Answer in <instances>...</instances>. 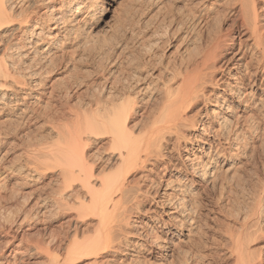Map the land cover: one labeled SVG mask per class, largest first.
Segmentation results:
<instances>
[{"label":"bare ground","instance_id":"bare-ground-1","mask_svg":"<svg viewBox=\"0 0 264 264\" xmlns=\"http://www.w3.org/2000/svg\"><path fill=\"white\" fill-rule=\"evenodd\" d=\"M54 1L0 0V118L3 115H11L13 112L15 114V111L21 115L25 113L27 118L32 115L30 113L29 116L27 111L31 101H26L31 95L29 90L36 84L29 85L24 81L25 77L34 76V73L30 74L28 72L29 74L23 75L22 72L24 73L26 70L25 65V67H22L24 71L20 72L22 70H20V67L24 65L23 63L35 59L34 57L40 56L41 58L42 55H46L50 42L54 40L51 38L57 37L61 29L68 28L79 22L77 19L80 14L84 13L83 19L95 23L103 20L105 13L103 0L98 5L95 0H62V2L59 0L61 3L58 6L53 5ZM184 2L187 3L186 8L184 10L181 9L178 14L175 12L177 14V16L175 15L176 18L173 16L174 18L171 19L176 28L174 29L172 25L173 34L175 35L178 32V37H176L178 38V44H176L177 47H174L176 49L174 51H177L174 54V58L176 57L175 55L177 57L174 61H172L174 58H168L172 62L167 60L168 64H163L164 72L159 71L163 73L156 79L158 82H156L154 87L149 89L154 80H150L138 88V90L142 91H140L141 93L137 92L138 90L135 91L133 86H124L120 89H114V91L110 90L106 94L104 92L99 94L93 103L81 109H78V107L77 111L67 110L66 113L63 111L59 115L49 116L54 136L49 142L46 151L40 155L37 154L36 158L34 157L35 160L37 158L39 160V157H42V161L40 159V162H32L34 164L29 168L33 167L35 171L46 170L49 173L51 195L46 206L47 210L67 212L64 209L68 208L70 203L71 207L69 209L72 208L71 210L75 214L72 216L73 218L69 217L71 220L68 218L72 228L71 232L69 231L70 227L66 229L69 234L64 230L65 234H67L63 237L61 233L62 238L51 236L47 242L41 243L43 247L40 246V243L28 244L29 250L34 251L31 252L32 254L38 251L40 255L46 257L45 264H76L79 261H82V264H123L116 256L120 253L122 254L124 250H130L136 255L145 247V243L148 244L149 242L154 245V248L161 249L163 246L157 239L152 241L145 238L137 241L129 239L130 236L134 235L131 229L135 226L134 222L136 219L132 217L137 215L135 213H140L142 211L141 207L147 202L152 201V204L168 207L172 211L170 213H176L187 224H193L196 219L194 216L196 215L187 216L191 204L188 206L184 196L181 198H177V196L160 198V191L157 188L172 189V183L176 181L179 185L180 179L185 176H190L188 180L190 184H194L199 188L207 185L208 181L206 180L208 177L212 178H210V181L215 178L216 183L217 176L209 165L203 164L202 167L196 168L193 166L194 164H185V166L179 168L178 175L173 177V180H168V178L157 180L154 183L153 192H149L146 188L145 190L141 189L139 184L141 176H135L134 174L135 171L140 170L141 172L151 160L153 161L151 162L153 168H156L157 163L163 168H168L171 161L165 157L164 149L167 144L171 145L173 150H177L181 147V142L188 137L192 141L198 140L202 144H196V142L194 144L195 150L202 151L204 154L213 151V155H217L220 158L223 157L224 159L230 156V159H232V155L233 157L234 155H244L247 158L253 157L256 148H252L248 152L249 143L247 140L257 139L260 144L263 142L259 138L264 137V127L262 126L261 128V124L257 125V122L255 123V117L257 116L251 115V106H253L254 110L256 105H258L253 99L254 96H251L252 93L249 95L250 92H246V90H240L239 81V83L235 82L232 84L229 81H225L222 75H229V79L234 77L231 76L234 73H230L233 70H235V73L238 72L239 62L236 61L242 60L243 55L250 51L256 55L253 57L254 55L252 56L250 52V58L256 60L255 66H252L264 74V0H185ZM38 3H45L43 12L37 10L36 5ZM152 5L154 4L151 3V8ZM158 5L155 6L157 9L155 7L153 9L161 10V6ZM154 10L151 14H154ZM164 10L168 9L165 8ZM142 12L144 13V11ZM161 12L160 14L155 12V14L158 16L161 15ZM167 12L169 13V11ZM167 12H163L160 24L163 23L165 25L164 23L168 22L172 17L170 15L169 18ZM150 16L153 18L152 15ZM228 17H232L231 19L229 18L230 23H228ZM166 18L169 20L167 19L168 21H166ZM152 22L154 21L152 20ZM156 24H154L155 27ZM51 25H53L50 28L54 30L53 34H45V30ZM163 25H161V29H163ZM166 27L165 25L164 28ZM161 29L156 31L160 35ZM163 31L165 30L163 29ZM166 31L165 33H167ZM241 32L244 39L238 42L241 38H239ZM14 34L20 36L18 40L15 41L14 39V43H10L9 41L10 39L13 40ZM236 34H239L237 42H235ZM160 35L159 38L161 39ZM154 45L157 47V44ZM228 53L232 55L224 61ZM135 59L134 62L136 63ZM254 59H248V61L255 62ZM32 61L34 62V60ZM153 64L155 65L156 63ZM229 64L230 66L233 64V66L230 67ZM249 64L246 63L247 66ZM136 68L138 69V67ZM252 73L256 74L255 70ZM36 76L35 78H37ZM251 76L249 80H252ZM238 79L242 80L239 76ZM255 79L253 80L255 81ZM263 80L264 76L262 77ZM25 87L26 90L20 93V90ZM219 89L220 91H225L228 97L222 96L220 98L216 94ZM263 101L264 99L262 103ZM263 104L260 105L264 106ZM210 106L215 107L218 112L214 108L210 112L208 110ZM257 108L261 110L260 106L256 107L255 110H258ZM194 109L199 111L195 114H190ZM203 111L205 113L209 111L210 117L212 115V118L220 119L218 132L217 129H214L216 133L209 129V125L203 126L200 120L196 119V114L202 115ZM257 112L259 113V110ZM46 113L45 115L49 114ZM261 117L264 123L263 113ZM1 124L0 128L3 126V122ZM189 129L197 130V133L186 135ZM226 129L228 130V135L224 132ZM221 138L225 140L221 141ZM251 142L253 143V141ZM205 145L209 148L207 152L205 151L206 149L204 151L201 150ZM239 148L241 150L237 151ZM247 158L245 159L244 157L241 160L236 158L243 165V170L239 169L238 174L228 176L230 180L233 179L234 187L229 184L230 182L228 184L226 183L227 181L225 182V186L228 185L227 191L225 190L228 195L237 188L240 190L242 198V201L238 202L240 203L238 208L240 216L239 219L237 218L239 230L235 236L236 239L230 240L231 244L229 245L231 247H229V250L223 248L227 249L228 252H224V250L223 252L213 253L210 248H208L209 252H207L202 241L193 239L191 245L189 244V251L185 252L183 250V254L181 251V256L177 260L179 264H223L224 259L226 261L231 259L233 264H264V175H259L258 172L261 171L257 168L255 169V171H258L256 172L257 174L254 177L253 174L252 179L248 180L245 177L246 170L244 169ZM237 164L236 166H238ZM217 167L219 169V166ZM220 174L221 172L219 177L221 176ZM218 178L217 180L220 179ZM148 209L144 211L146 212ZM69 222H66V225L70 226ZM21 223L22 221H20ZM70 233L74 236H78V233H80L82 238H73V235L70 237ZM13 236L15 237V235ZM7 241L11 246L5 247L6 254L0 256V264L8 263V257L14 259L13 257H16L19 254L18 251H20V249L18 250L21 247L19 242L15 243L14 239ZM163 251L152 250L153 253L155 252L156 255L160 256L164 253Z\"/></svg>","mask_w":264,"mask_h":264},{"label":"rangeland","instance_id":"rangeland-1","mask_svg":"<svg viewBox=\"0 0 264 264\" xmlns=\"http://www.w3.org/2000/svg\"><path fill=\"white\" fill-rule=\"evenodd\" d=\"M60 1L62 2V0ZM60 1L55 0L53 5L58 6V4L61 3ZM95 1L96 4L98 5L101 0H95ZM103 1H104L103 6L105 13L102 21L95 23L93 21L85 20L83 19L84 13L80 14L77 19V21L79 22H76L75 25L68 27L69 29L67 27H65V29L64 28L61 29L57 37L55 36L51 38L54 40H52L53 42H50L52 45L51 44L49 45V49L47 53L48 55L44 54L42 55L41 58L40 56L34 57L35 59H32L34 60V62L32 60H30L29 62L26 61L25 63H23L24 65L20 67V70L22 69L20 72L24 71V68L22 67L23 66L25 67V65H26L25 69L28 70V71L25 70L24 73L22 72L23 75L25 74L27 75L29 73L31 74L32 72L34 73V76L32 75L33 78H31L32 76L30 75L28 76L29 78L25 77L24 78L25 80L23 79L26 82V84L29 85L30 84L32 85L34 83L36 84V86L33 87L35 91L32 90L33 88L31 89L32 91L29 90L31 95L30 98H28V101H26V102L31 101L30 102L31 105L29 104L27 111H28V115L30 113L32 114L31 115L32 117L29 115L30 117L27 118V115H25V113L23 114L24 115L23 116L21 114H17L15 111V114L13 112L11 115L10 114L3 115L0 118L1 120L0 122L1 123L3 122V126H1L0 128L1 129L0 131V212H2L0 213V256L1 255L4 256L6 254L5 249L8 246H11L7 241L9 239H14V242L15 243L19 242L21 246L18 248V250L20 249V251H18L19 254H17L16 257H13L14 259L8 257L9 261L6 264H45L46 257H44V255H40L38 251L37 252L35 251V253L32 254L31 252L34 251L29 250L28 244L40 243V246L43 247V244L47 242V240H49L51 236H57L58 238H62V235L64 237L67 233L69 234L70 230H72L69 222L70 219L69 217L74 216L75 213H73L74 211L72 212L71 210L72 208L69 209V207H71L70 203L68 205V208H66L68 210L64 209L67 212L64 211L54 212L51 210H47L46 206L48 200L50 199L49 197L51 195L50 194L51 188L48 177L49 173L46 170L35 171L33 167L31 169L29 168L34 164V163L32 164V162L34 161L40 162V159L42 157L41 158L39 157V160L38 158L35 160L37 154L40 155L41 153H44L46 151L49 142L52 140L54 136V133L51 130L52 125L50 123L49 116L59 115L63 111L66 113L67 110L77 111L78 109H81L86 105L93 103L94 100L99 96V94H102L103 92L104 94H106L110 90L114 91V89L117 88L120 89L121 87L124 86H133L136 91L138 90V88L142 87L145 83L149 82L150 80H154V83L151 86H149L150 89L155 86L156 82H158L156 81V79L159 78V76L162 75V73L164 72L163 71L164 65L168 64L167 62L169 61V59L174 58V54L177 53V51H174L176 50L174 47L175 46L177 47L176 44H178L177 43L178 38H176L178 37V32L175 30V32L177 33L175 35L173 34L174 29L176 28L173 25V21L171 19H173L174 17L176 18L177 14L181 11V9L184 10L186 8L187 3L184 2L185 0H182L183 2L181 0H169V1L168 0L165 1L164 0L162 1L161 0H155V1L154 0H133V1L103 0ZM144 2H148V3H144ZM151 3L154 4L152 5V8H151ZM156 5L161 6V10H154L153 8ZM36 6H37V10H39L40 12H43L45 10V3H38ZM164 6L168 10H164L165 9ZM142 7L146 8L147 11L149 8V11L147 12L146 9L144 10V8ZM155 8L157 9V7ZM177 8L178 9L180 8L179 11ZM152 9L154 10V14L153 13L151 14V12L153 11ZM141 10L144 11V13L146 14H144ZM165 11L166 12L169 11V13L167 12L169 18L170 15L172 16L170 18L171 21L168 18H166V21L168 20L169 21L164 23L167 26L166 27L167 29L164 28L165 25H163V23L160 24L161 22L160 18L162 20V14ZM155 12H157V14H160L161 12V15L157 16ZM140 14L141 16H139ZM150 15H152L153 18ZM145 17L147 18L145 19ZM229 18L230 17H228V23H230L229 20L232 17L230 19ZM152 20L154 22H152ZM156 20L158 25L156 24ZM170 22L172 23L170 24ZM130 24H131V28H130ZM154 24H156V27ZM161 25H163L162 28L165 31L167 30L166 31L167 33H165L163 29H161ZM172 25L174 26L173 30H172L173 27ZM52 26L53 25H51L49 28L45 30V34H51V35L53 34L52 32H54V30L50 29ZM160 29H161V35L159 32H156V31H160ZM168 29L170 30L171 33L169 32ZM130 31H132V33H130ZM133 34L136 35L134 36ZM158 34L160 35L161 39L159 38ZM19 36L20 35L14 34L12 38L13 40L10 39L9 42L14 43V39L15 41L18 40ZM238 36L239 34H236L235 42L238 41L237 39ZM149 37L151 38L153 37L152 38L153 40ZM148 38L150 39V41ZM239 38L240 40L238 42L243 41L241 40L244 39L242 32L240 33ZM151 41L153 44L151 43ZM154 44H157V47ZM139 45H140V49H139ZM250 52H247V54L243 55L244 59L242 58V60L240 59V61H236L239 62L238 72L235 73V70H233L230 73V74L234 73V75H231L234 77L229 79L228 78L229 75L225 74L222 75V78L225 79V81H229L232 84L239 81L240 83L239 82L238 83L240 84L239 86L240 90H246V92H250L249 95L252 93L251 96H254V98L253 97L252 98L261 107L262 111L257 108L259 110V113L264 114V109H262V107L264 106L260 105L264 103V101L262 103V100L264 99V89H263L264 80L262 81V77L264 76V74H262V72H260L259 70H256V67H254L256 64V60L254 58H250L251 57ZM230 55L232 54L231 53L226 54V58L224 59V61L227 58H230ZM175 56L177 57V55ZM252 56L255 57L256 55L253 53ZM44 57H46L45 60ZM176 57L172 61H174ZM134 59L136 60V63L134 62ZM248 59H252V60L254 59L255 62L251 60L248 61ZM30 62L32 63L30 64ZM153 63H156L157 65L155 64L156 65L155 66ZM246 63L250 65V66L248 65L250 67L249 72L247 71L248 66L246 65ZM136 64L139 65L137 66ZM232 66L233 64L230 67ZM136 67H138V69ZM140 68L141 69L143 68L144 70L143 69L141 70ZM38 69L40 70V72ZM160 70L163 72L162 73L159 72ZM254 70L256 74L252 73L254 72ZM144 73L146 74L144 75ZM35 75H37L36 76L37 78H35ZM237 75L240 78H242V80L238 79ZM250 76L252 80H249ZM253 79H255V81ZM258 79H260V81H258ZM256 81L258 83L257 85H256ZM238 83L237 85H239ZM25 90L26 87L21 89L20 93H23ZM140 91L141 90H138L137 92L141 93L142 91L141 92ZM216 94H218L220 98H222V96L228 97L227 93L225 91H220V89L216 91ZM262 97L263 99H261ZM258 105H256V107H259ZM212 108H214L215 111H217V109L212 106H210L208 110L211 112ZM251 108H252L251 115L257 116L255 117L256 121L254 120L255 123L257 122L256 123L257 125L261 124L260 125L261 128L262 126L264 127L261 114H259L257 112L258 110H255V108L253 110V106H251ZM194 110H192L190 114H195L196 112L199 111V110L198 111L196 110L194 111ZM209 111H207V113L203 111L201 113L202 115L197 113L196 119L200 120L203 126L209 125L208 126L210 127L209 129L213 130L216 133V130L214 129H217L218 132L219 129L218 123L220 122V119L219 118L214 119L212 118V115L210 117ZM45 112H47L46 114L48 113L49 114L45 115ZM5 117L6 119H4ZM6 123L9 124L10 126L8 125L7 127ZM226 130L224 132L225 134L227 133L226 135H228V130L227 132ZM192 133H197V130L189 129V131L186 132V135H190ZM247 136L250 137L249 135ZM187 138H185V140L181 142L183 145L181 144V147H179L177 150H173V148L169 144L166 145V148L164 149L166 156L165 155L164 156L170 159L171 161L169 163L168 168H163L158 163L156 168H153V165L151 164V162L153 161L151 160L149 164L148 163L146 164V167L148 166L147 168L145 167L141 172L140 170L135 171L134 174L135 176L137 175L141 176L139 179L140 182L139 184L141 186L139 187L141 189L145 190L146 188V190H148L149 192L151 191L153 192L154 191L153 188H155L154 183L157 182V180H164L167 178L168 180H173L174 179L173 177L178 175L179 168H182L183 166H185V164L186 165L187 164L190 165L189 163H191V165L194 164L193 166L196 168L202 167L203 164L209 165L210 168H212L215 171L214 173L217 176L216 183L214 180L215 178L212 181H210L212 178L208 177L209 179L207 178L206 180L208 181L207 185L199 188L194 184L192 185L190 184V181H188L190 179V176H185L183 177V179L182 178L180 179L179 185L176 183V181L173 182L172 189L169 188L164 190V187L162 189L157 188V190L160 191L159 192L160 198H167L171 196H175V197L177 196V198H181L184 196L188 206L189 204H191L190 205L191 208L189 209L187 216L196 215L194 217L197 219V221L195 219V222L193 224H187L176 213H170L172 211L168 207L152 204V201L145 203V205L141 207L143 212L141 211L140 213H135L137 215L135 217L134 216L132 217L133 219H136L134 222L135 226L133 227V229H131L132 234L134 235L130 236L129 239L131 241H137L138 239H144V238L150 241H152L153 239H157V241H159L163 246L161 247L162 250L154 248V245H152L151 242H149L148 244L145 243V247L143 248L144 250L142 249L141 252L136 255L134 254V252L130 250H124L122 254L120 253L116 256V258H119L121 262H123V264L126 262L128 264L130 262L132 264L134 263L135 264L137 263L138 264H169L170 262H172L170 264H179V261L177 260L181 256V251L182 254L184 253L183 250L185 252H188L193 239H199L200 241H202L205 246V250L209 252L208 248H210V251L213 253L218 251L223 252L224 250H225L224 252L226 251L228 252L229 247H231V245H229L231 244L230 240L236 239L235 236L239 230L238 219L240 216V211L238 209L240 203L238 202L242 201L241 200L242 198L240 195V190H238L237 188L232 190V192H230L229 195L226 192L228 188L227 184L229 182H230L229 184H232L234 187L233 179L230 180L228 176L234 175L237 172L239 173V169L243 170V165H241L240 160L241 158L245 157L246 159L247 157L244 155H240V156L234 155L233 157L232 155L231 157L232 159H230V156L228 158L223 159V157L220 158L217 155H213L214 154L213 151H210V153L208 152L209 154L208 153L204 154L202 151H197L194 149L195 146L194 144L196 142H197L196 144H201L198 140L197 141L194 140L195 141L194 142L190 138L188 139ZM263 138H259L262 139L263 141L261 144L259 143V141H257V139H252L251 141H253V143L250 141V139L249 141L247 140V142L249 143L248 152L251 151L252 148L253 149L256 148L253 157L247 158L244 164V169L246 170L245 177L248 180L252 179L253 174H254L253 177L257 174L256 172L258 171L257 170L255 171V169L257 168L258 170L261 171L258 172V174L261 176L264 175V171H263L264 170V162H263L264 139ZM220 140L223 141L225 139L221 138ZM240 148L237 151H240L241 150ZM201 150L203 151L205 150L207 152L209 148L208 146L205 145ZM236 158L240 159L239 162ZM236 164L238 166H236ZM214 166L215 167L219 166V169L218 167L215 168ZM228 166L229 167L232 166V167L229 168ZM227 167L228 169L225 170V168ZM217 169L220 170L219 173L221 172L220 175L221 176L223 175V177L221 176H220L221 178L219 177V173ZM224 173L226 175L228 173L227 177H225L226 175L224 176ZM218 177L223 181H221ZM217 178L219 180H217ZM225 182L227 183L226 184L227 186H225ZM180 185L183 187H181ZM233 192H235L236 194ZM147 208L149 209L145 212L144 210ZM24 216L25 218H23ZM22 218L23 220H21ZM20 221H22L21 224ZM66 222H69L68 224L70 226L66 225ZM68 228L69 231L68 230L66 231V229ZM64 230L67 232L66 234ZM72 233H70L71 234L70 237L73 235ZM78 234L79 237L77 235L75 236L73 235L74 236L73 238L76 237L77 239L82 238V235H80V233ZM13 235H15V237ZM17 239L22 240V242H20V240L18 241ZM41 243L43 244L41 245ZM130 248L132 247L130 246ZM223 248H227L228 250ZM153 249L159 252L163 250L165 251H163L164 253L162 254V256H160V255H156L155 252L153 253L152 252ZM214 249H216L217 251ZM136 261H139L140 263ZM232 262L233 261H231V259H228L227 261L226 259H224L223 264H233ZM82 263H83L82 261H79L76 264H82Z\"/></svg>","mask_w":264,"mask_h":264}]
</instances>
